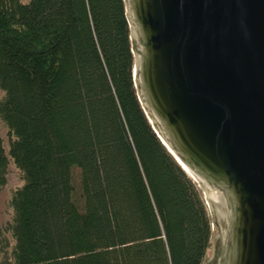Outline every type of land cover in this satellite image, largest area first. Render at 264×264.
I'll list each match as a JSON object with an SVG mask.
<instances>
[{
  "label": "trees",
  "instance_id": "1",
  "mask_svg": "<svg viewBox=\"0 0 264 264\" xmlns=\"http://www.w3.org/2000/svg\"><path fill=\"white\" fill-rule=\"evenodd\" d=\"M135 80L125 0H0V191L25 181L0 264H203L212 212Z\"/></svg>",
  "mask_w": 264,
  "mask_h": 264
},
{
  "label": "water",
  "instance_id": "2",
  "mask_svg": "<svg viewBox=\"0 0 264 264\" xmlns=\"http://www.w3.org/2000/svg\"><path fill=\"white\" fill-rule=\"evenodd\" d=\"M136 87L212 212L203 264H264V0H125Z\"/></svg>",
  "mask_w": 264,
  "mask_h": 264
},
{
  "label": "rangeland",
  "instance_id": "3",
  "mask_svg": "<svg viewBox=\"0 0 264 264\" xmlns=\"http://www.w3.org/2000/svg\"><path fill=\"white\" fill-rule=\"evenodd\" d=\"M27 2L28 0H22ZM5 96L3 90L0 89V100ZM0 134L4 140V146L9 153L10 144L13 140L11 132L4 121L0 118ZM9 156V155H8ZM25 181L22 172L15 166L13 161H10L7 174V184L0 191V257L3 258L5 254L9 255L15 245L11 231L8 226L13 223L14 211L11 207V200L13 193L19 188L23 187ZM214 245V236L212 241ZM211 246V248H212ZM210 248V249H211Z\"/></svg>",
  "mask_w": 264,
  "mask_h": 264
}]
</instances>
